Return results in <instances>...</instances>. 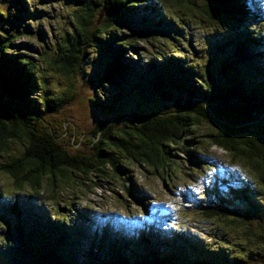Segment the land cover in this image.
Instances as JSON below:
<instances>
[{
	"label": "trees",
	"instance_id": "16d2710c",
	"mask_svg": "<svg viewBox=\"0 0 264 264\" xmlns=\"http://www.w3.org/2000/svg\"><path fill=\"white\" fill-rule=\"evenodd\" d=\"M246 1H77L71 31L63 36L48 64L65 77L79 74L91 48L101 39L107 42L104 68L95 73L104 104L96 103V95L90 97V102L97 113L111 116L90 130L76 124L68 113L75 99L69 88L61 94L45 89L39 98L32 99L33 64L19 54L5 55L12 48L11 39L0 40V153H7L12 142L26 145L21 156L0 163V172L12 179L16 190L28 189L53 199L57 185L76 184L74 178L78 176L100 181L105 179L107 170L119 178L123 173L130 175L120 169L124 161L162 180L165 176L170 180L178 172L192 180L200 170L212 169L196 154L215 147L227 154L231 163L216 166L214 186L205 191L210 200L199 205V215L216 222V228L206 235L209 241L189 233L174 234L170 239L163 235L177 243L172 245L149 235L152 241L145 238L137 245L144 252L140 260L157 258L163 264H264V84L251 80L249 86L241 87L227 75L233 74L238 81L243 79L240 63L250 72L264 71L257 66L264 62V35H251L246 29L247 21L255 16ZM170 5L176 8L168 11ZM254 9L262 7L254 4ZM189 12L209 23H230L229 33L208 48L210 57L202 68L203 76L186 59L187 50L196 44H192L190 36L184 44L188 22L194 17ZM3 19L0 15V27H5L3 32L7 35L9 29ZM122 31L128 37L122 38ZM137 41L155 48L148 59L138 58V47L134 46ZM123 56L129 62L137 56L138 63L145 66L121 63ZM235 85L238 88H233ZM108 86L119 93L139 92L163 107L146 111L138 105L131 113H121L119 99L102 93ZM202 128H207V133L197 140L196 130ZM178 154L184 156L189 174L182 171L181 163L174 162ZM237 162L249 169L253 182L233 169L232 163ZM124 186L123 181L125 190ZM73 195L69 197L71 201ZM134 202L139 205L141 199ZM9 209L17 217L28 215L19 212L16 203L10 204ZM32 217L50 225L45 230L49 236L33 225L35 232L30 234L28 245L21 240L22 231L18 228V244L0 245V264L71 263L72 257L78 255L76 246L84 233L65 218L50 221L47 217ZM227 231L232 238L224 239ZM229 240L234 245L228 248ZM246 242H255L261 250L249 253ZM160 244L167 246L165 251L152 248ZM114 255L110 264H130ZM88 257L91 262L96 259L92 251H88Z\"/></svg>",
	"mask_w": 264,
	"mask_h": 264
},
{
	"label": "rangeland",
	"instance_id": "374dc122",
	"mask_svg": "<svg viewBox=\"0 0 264 264\" xmlns=\"http://www.w3.org/2000/svg\"><path fill=\"white\" fill-rule=\"evenodd\" d=\"M77 1L79 0H0V15L4 17L3 20L9 29L7 35H4L5 27H0V40L11 39L12 48L5 52V55L11 57L13 53L19 54L33 64L32 99L39 98L45 89L53 94H61L69 88V93L75 99L67 111L76 124L85 130H90L97 122L111 116L97 113L90 102V97L96 95V103L104 104L103 98L98 94L95 73L104 68L107 42L101 39L91 48L89 58L80 67L79 74L65 77L50 68L48 64V60L55 55L63 36L69 35L71 31L72 15L78 9ZM254 4H259L262 9H254ZM246 5L252 7L250 13L255 15L254 17L249 16L246 29L251 35H257L259 32L264 35V0H247ZM173 8L176 7L170 5L168 11H172ZM175 11L179 14V10ZM189 14L194 17L190 18L189 22L185 18L189 27L185 34L184 44L188 43V36L191 37L192 44L193 42L196 44L194 49L189 52L187 50L186 59L194 63L196 73L203 76L202 68L210 57L208 48L213 46L215 40H221L224 33H229L230 23L228 20H225L223 24L209 23L197 18L193 12ZM16 32L18 34L14 37ZM121 34L122 38L128 37L125 31ZM134 46L138 47V58L148 59L155 49L147 42L137 41ZM131 59L133 62H129L123 56L121 63L122 61L127 62L130 67L141 64V67L145 66L143 63H138L137 56H132ZM239 65L244 71L242 72L245 75L243 79L238 81L233 74H227L238 82V85L247 87L251 80L262 81L264 84V71L250 72L244 63ZM257 66L264 69V62ZM238 85L233 88H238ZM102 93H106L107 97L118 98L119 111L124 114L133 112L138 105L141 108L144 107L146 111L150 107H163V105L158 107L151 102V99H146L139 92H132L131 95L120 92L121 95L108 86ZM261 97L264 95L262 94ZM206 129L196 130L197 140L207 133ZM191 146H188L190 151ZM25 148L26 145L23 142H12L7 153H0V163L9 162L21 156ZM196 155H199L200 160L211 164L212 169L200 170V173L194 175L192 180L186 179L182 172L171 176L170 180H167L166 176L165 180H162L124 161L122 165L126 164V166L124 168L121 165L120 169L122 172H129L130 175L123 173L119 178L111 176L110 171L107 170L105 179L100 181L78 176L74 178L76 184L57 185V195L53 199L42 193L35 195L28 189L25 192L16 190L12 187V179L0 172V199L5 201L3 204L0 201V245L4 247L18 244V228L22 231L21 240L30 245V234L35 232L31 228L33 225L39 226L45 237H48L49 234L45 230L50 228V225L37 221L32 215L47 217L50 221L65 218L70 225L77 226L80 232L84 233V236L79 238L80 244L76 246L78 255L72 257L73 261L69 264H110L115 259L114 254L117 256L116 259L123 257L128 263L137 264L142 261L140 257L144 256L143 249L137 248V245L145 238L152 241L153 237H148L149 235L158 236L161 243L167 241L172 245L177 243L166 240L164 236L170 239L174 234L189 233L209 241L206 235L216 228V222L202 218L199 215V205L210 200V196L205 191L206 189L211 190L210 187L214 186L212 176L218 171L216 166L221 167L224 163L230 164L231 162L227 154L215 147H209L205 152ZM175 157L174 162L179 165L181 163L182 171L189 174L190 170L187 168L186 160L183 159L184 156L178 154ZM232 165L233 169L238 170L245 179L253 182L249 169L242 162L232 163ZM123 181L125 190L122 187ZM93 183H96V186ZM255 183L257 186L260 185L258 180H255ZM218 187L223 189L221 185ZM72 195L73 200L71 201L69 197ZM139 198L141 203L137 205L134 200ZM13 203H16L19 212L28 215L17 217L9 209L10 204ZM67 206L75 210H68ZM58 207L62 211H58ZM166 231L169 234L165 233ZM231 234V232H225L224 239L232 238ZM228 243V248L234 245L232 240ZM244 246L248 248L249 253L253 252V254L261 250L255 242H246ZM148 248L150 249L151 246ZM152 248L157 252H162L167 246L160 244L159 246L153 245ZM88 251H92L95 256L94 262L90 261ZM132 253L140 256H134ZM145 260L151 264L161 262L157 258Z\"/></svg>",
	"mask_w": 264,
	"mask_h": 264
},
{
	"label": "water",
	"instance_id": "95a60500",
	"mask_svg": "<svg viewBox=\"0 0 264 264\" xmlns=\"http://www.w3.org/2000/svg\"><path fill=\"white\" fill-rule=\"evenodd\" d=\"M58 211H62V209L58 207ZM137 264H151V263L149 261H141V262H139ZM160 264H163V263L160 262Z\"/></svg>",
	"mask_w": 264,
	"mask_h": 264
},
{
	"label": "bare ground",
	"instance_id": "6f19581e",
	"mask_svg": "<svg viewBox=\"0 0 264 264\" xmlns=\"http://www.w3.org/2000/svg\"><path fill=\"white\" fill-rule=\"evenodd\" d=\"M219 175V174H218ZM150 229V228H149Z\"/></svg>",
	"mask_w": 264,
	"mask_h": 264
}]
</instances>
